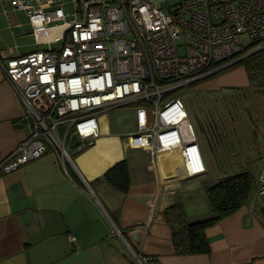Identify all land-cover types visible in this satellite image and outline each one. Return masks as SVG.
I'll return each mask as SVG.
<instances>
[{
    "label": "built area",
    "instance_id": "obj_1",
    "mask_svg": "<svg viewBox=\"0 0 264 264\" xmlns=\"http://www.w3.org/2000/svg\"><path fill=\"white\" fill-rule=\"evenodd\" d=\"M10 5L25 13L34 35L54 26L63 32L56 48L47 42L45 49L25 55H17L16 47L0 52L4 77L25 108L24 120L32 124L30 136L0 163L3 173L50 150L73 163L67 143L91 146L102 136V118L123 107L135 115L128 148L152 155L179 148L187 175L202 173L198 146L182 135L188 111L174 93L264 49V0L175 5L169 0H10ZM257 192L264 194V172ZM135 259L161 264L152 256Z\"/></svg>",
    "mask_w": 264,
    "mask_h": 264
},
{
    "label": "crops",
    "instance_id": "obj_2",
    "mask_svg": "<svg viewBox=\"0 0 264 264\" xmlns=\"http://www.w3.org/2000/svg\"><path fill=\"white\" fill-rule=\"evenodd\" d=\"M20 13L10 0H0V52L16 47L17 55H25L47 42L59 46L62 27L34 35L29 22L19 20ZM31 36L35 42L28 41ZM0 59L5 60L3 55ZM185 106L182 135L196 143L204 166L195 176L187 175L179 148L157 155L128 148L129 134H110L104 117L102 136L89 147L80 146L81 151L77 148L73 163L50 150L14 172L0 170V264H138L135 255L156 257L161 264H264V202L258 197L264 194L257 187L246 205L206 229L208 254L175 253L164 211L181 203L187 220L207 218L205 187L241 171L226 169L221 155L227 148L220 151L224 142L204 137L202 125L211 112L192 113ZM24 115L0 66V163L30 136L32 124ZM230 118L229 127L235 130V117ZM236 142L232 157H240L237 148L245 147L240 139ZM123 160L130 174L127 193L105 180L95 181Z\"/></svg>",
    "mask_w": 264,
    "mask_h": 264
},
{
    "label": "rangeland",
    "instance_id": "obj_3",
    "mask_svg": "<svg viewBox=\"0 0 264 264\" xmlns=\"http://www.w3.org/2000/svg\"><path fill=\"white\" fill-rule=\"evenodd\" d=\"M180 1L169 0L173 5L178 4ZM70 9V5L65 7L66 11H70ZM24 14H19V20L27 22L28 18ZM27 28L30 29L28 25ZM28 41L35 42V38L31 36ZM52 47L56 48L58 45L55 44ZM37 48L45 49L46 46H38ZM212 83H216L214 88L209 87ZM263 89L264 73L256 72L254 75H249L244 66L237 65L230 67L225 72L214 74L194 84L180 88L174 93L182 97L184 102L191 108L192 113L211 112V117L214 120H217L215 115L222 113L227 128L230 124L228 113L235 117L236 128L234 134L231 132L229 141L220 144L221 153L224 148H227L223 153L225 159L220 154L221 159L225 162L227 170L228 167L229 170L240 168L242 171L250 172L255 178L259 176L261 168L264 167V97L258 96L259 90ZM258 97L260 100H257ZM106 121L109 124L110 134L126 136L135 131L134 110L130 107L110 111ZM239 139L245 147L237 148L240 157H232L233 149L230 148V145L234 141H237V144ZM236 144L234 143V145ZM67 149L74 158L77 146L70 148L67 143ZM233 152L235 151L233 150ZM220 166H223V164H220ZM258 197L264 202V195Z\"/></svg>",
    "mask_w": 264,
    "mask_h": 264
},
{
    "label": "trees",
    "instance_id": "obj_4",
    "mask_svg": "<svg viewBox=\"0 0 264 264\" xmlns=\"http://www.w3.org/2000/svg\"><path fill=\"white\" fill-rule=\"evenodd\" d=\"M237 65L244 66L249 75H254L256 72L264 73V49L248 55L233 66ZM229 68L221 72H225ZM258 96L264 97V89L259 90ZM259 97L257 100H260ZM248 114L251 115L250 113ZM228 116L230 117V115ZM204 124L206 126L208 124V127H210L208 119ZM76 143L77 141H72V148L79 146V143ZM102 180H105L118 191L127 193L130 186V174L127 162L123 160L116 163L105 172L102 178H98L95 181L100 182ZM257 182L258 179L250 172L242 171L216 183L207 185L205 187V194L209 203L210 215L199 221L191 222L187 220L184 207L181 203L168 207L163 215L166 224L172 231V242L175 253L180 256L208 254L210 248L205 236L206 229L246 205L257 187Z\"/></svg>",
    "mask_w": 264,
    "mask_h": 264
},
{
    "label": "flooded vegetation",
    "instance_id": "obj_5",
    "mask_svg": "<svg viewBox=\"0 0 264 264\" xmlns=\"http://www.w3.org/2000/svg\"><path fill=\"white\" fill-rule=\"evenodd\" d=\"M230 115V113H228ZM217 117L219 118L218 121L210 118V129L213 130V134L211 139L217 140L219 142H226L229 141V138L231 137L232 130L227 128L225 121L222 120L223 114L219 113L217 114ZM231 117V116H230ZM233 122V118L230 119V123Z\"/></svg>",
    "mask_w": 264,
    "mask_h": 264
},
{
    "label": "water",
    "instance_id": "obj_6",
    "mask_svg": "<svg viewBox=\"0 0 264 264\" xmlns=\"http://www.w3.org/2000/svg\"><path fill=\"white\" fill-rule=\"evenodd\" d=\"M258 51L259 50H255V51L251 52L250 54H253V53L258 52ZM242 59H244V58H240V59H238V60H236V61H234L232 63H229V64L225 65L224 67H222L221 69H219L218 71H216L215 73H213L212 75L217 74V73L223 71L224 69H227L229 67H232L233 65L239 63ZM212 75H210V76H212ZM208 126H209L208 124H207V126L205 124H204V126L202 125V132H203L204 137L206 138V140L207 141H209V140L211 141L212 140L211 137H212V134H213V130L211 132L210 127H208Z\"/></svg>",
    "mask_w": 264,
    "mask_h": 264
}]
</instances>
